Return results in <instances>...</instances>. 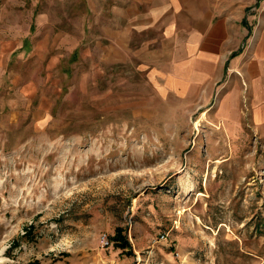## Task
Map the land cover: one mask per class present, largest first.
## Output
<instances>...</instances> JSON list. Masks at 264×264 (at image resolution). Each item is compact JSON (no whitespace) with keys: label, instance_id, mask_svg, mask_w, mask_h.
<instances>
[{"label":"rangeland","instance_id":"1","mask_svg":"<svg viewBox=\"0 0 264 264\" xmlns=\"http://www.w3.org/2000/svg\"><path fill=\"white\" fill-rule=\"evenodd\" d=\"M213 3L236 48L183 97L82 0H0V264H264V0Z\"/></svg>","mask_w":264,"mask_h":264},{"label":"crops","instance_id":"2","mask_svg":"<svg viewBox=\"0 0 264 264\" xmlns=\"http://www.w3.org/2000/svg\"><path fill=\"white\" fill-rule=\"evenodd\" d=\"M82 1L79 21L89 23L92 46L107 62L135 58L163 96L206 94L236 48V31L211 8L213 0Z\"/></svg>","mask_w":264,"mask_h":264},{"label":"trees","instance_id":"3","mask_svg":"<svg viewBox=\"0 0 264 264\" xmlns=\"http://www.w3.org/2000/svg\"><path fill=\"white\" fill-rule=\"evenodd\" d=\"M29 233L26 231L25 234ZM110 241L113 242L115 247L125 248L127 245L129 246L127 239L124 234H122V230L120 228H116L114 234L110 237Z\"/></svg>","mask_w":264,"mask_h":264},{"label":"built area","instance_id":"4","mask_svg":"<svg viewBox=\"0 0 264 264\" xmlns=\"http://www.w3.org/2000/svg\"><path fill=\"white\" fill-rule=\"evenodd\" d=\"M103 243L107 245L109 243L107 237L105 235L102 236Z\"/></svg>","mask_w":264,"mask_h":264}]
</instances>
